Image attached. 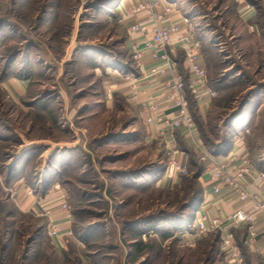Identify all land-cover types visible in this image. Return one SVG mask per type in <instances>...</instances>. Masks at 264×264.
Wrapping results in <instances>:
<instances>
[{
    "label": "rangeland",
    "instance_id": "1",
    "mask_svg": "<svg viewBox=\"0 0 264 264\" xmlns=\"http://www.w3.org/2000/svg\"><path fill=\"white\" fill-rule=\"evenodd\" d=\"M118 1L0 0V264H227L218 234L201 237L190 226L208 161L175 134L187 173L169 178L166 138L122 94L106 95L109 84L137 77L125 45L132 23L118 22ZM184 1L194 39L211 40L201 49L206 88L216 96L201 113L186 95L202 147L218 161L242 141L264 171V3H241L258 12L249 29L236 14L241 0ZM9 76L27 80L23 96L2 84ZM15 132L80 144L22 168L41 197L50 189L48 200L67 203L64 251L46 233L52 208L22 214L6 186Z\"/></svg>",
    "mask_w": 264,
    "mask_h": 264
},
{
    "label": "built area",
    "instance_id": "2",
    "mask_svg": "<svg viewBox=\"0 0 264 264\" xmlns=\"http://www.w3.org/2000/svg\"><path fill=\"white\" fill-rule=\"evenodd\" d=\"M128 1L119 0L115 11L118 13L120 24L129 18H139L129 29L131 36L138 35L141 39L137 42L133 40L129 48L136 68L141 70L142 56L149 53L153 60L160 61L159 64L150 68L149 76L155 79L169 73L160 93L162 102L149 103L146 107L148 115L145 118L147 126H157L156 134L166 138L168 177L170 178L172 173L174 176L187 173L186 164L174 150L175 134L179 133L184 140H190L195 154L202 162L213 163V166L206 170L210 194L219 201L223 196L230 195L240 204L229 213L217 208L214 215L200 208L190 225L191 229L201 237L218 234L219 248L225 254L227 264H246L234 242V233L246 228V243L252 244L257 236L256 226L259 220L264 223V172L253 166L242 141L235 143V149L222 161H215L214 157L202 147L193 117L189 113L186 89L197 105L214 98L216 93L206 88V70L200 63L198 41L188 32H183L178 23L170 22L171 16L177 10V3L163 0H138L127 6ZM236 2L239 1L236 0ZM242 9L245 12L250 7L246 4ZM183 22L187 24L188 20L183 19ZM174 36L188 49L186 52L188 70L192 76L187 85L176 73V65L166 53V49L174 44L172 41ZM137 92L138 85H134L130 97L135 98ZM170 112L173 113L170 114ZM251 186L255 189H251ZM58 203L61 211L68 215L69 207L65 200L62 199ZM46 233L51 238L63 234L67 237L72 235L70 231L64 232L60 225L50 220L46 226ZM259 264H264V261Z\"/></svg>",
    "mask_w": 264,
    "mask_h": 264
},
{
    "label": "crops",
    "instance_id": "3",
    "mask_svg": "<svg viewBox=\"0 0 264 264\" xmlns=\"http://www.w3.org/2000/svg\"><path fill=\"white\" fill-rule=\"evenodd\" d=\"M138 0H129L127 6H129L131 3L137 2ZM163 1H173L177 4V10L174 12V14L170 18V22L178 23L181 30L183 32H188L194 37L193 29L189 24H185L183 22V19L187 18V15L189 14L187 12H184V8L180 7L185 2L184 0H163ZM240 7L236 8V14L239 18V20L249 29H252V25L254 24L255 19L258 16V12L254 10L252 7L251 9L247 11H243L242 8L243 5L241 3H246L243 0L240 2ZM260 3H264V0H260ZM126 6V8H127ZM239 11L243 12L240 13ZM198 18V19H197ZM195 19L197 20H203L204 17H199V14L197 17L195 16ZM139 20V18H129L125 20L127 24H131ZM206 28V25L204 26ZM202 31V29H201ZM206 37V34L204 35ZM135 40L140 41L138 35L129 36L126 38L125 45L129 49L131 42ZM173 43L169 48L166 49V53L169 55L170 60L175 63L176 65V73L181 76L184 80V82H189L191 78V74L188 70V61H187V47L184 45H181L179 41L176 39V37H173ZM211 40L209 38L208 41L201 42L202 46L203 44L210 43ZM200 48V63L201 66L204 68V49H201V44L198 41ZM160 61L153 60L149 53H145L142 56L141 62H140V69L136 68V78L128 79L127 82H116L117 84L113 85L109 84L108 86V93L106 95L108 97L116 95V93L122 94L124 97H126V101L129 104L133 105V109L136 111H139V114H141L142 118H145L148 115V111L146 107L151 103L152 101L155 102H162V99L160 97V93L162 92L163 83L168 79L169 73H166V75H162L160 77H157L153 79L149 76L150 68L154 65L159 64ZM136 65V64H135ZM138 69V70H137ZM1 79V76H0ZM4 80V79H3ZM2 80V81H3ZM27 81V80H26ZM24 79L21 80L20 78H14L13 76H9L6 79V83L3 82L2 84L7 87L6 84L11 85L12 89L15 92L14 98L17 99L26 92L25 91V82ZM119 83V84H118ZM207 83V82H206ZM114 84V83H113ZM124 84V85H122ZM138 85V92L136 93V97L132 98L130 97V92L133 90V86ZM3 86V87H4ZM5 88V87H4ZM189 95V91L186 89V95ZM10 95H7L6 97H9ZM191 96V95H189ZM193 99V98H192ZM131 102V103H130ZM193 103L195 101L193 100ZM135 105V106H134ZM164 105V104H163ZM196 108L199 112L203 113V110L208 106L207 102H204L203 104L197 105ZM173 112H170V114ZM173 115H171L172 117ZM155 125H151L150 128L152 131H156ZM160 127V126H159ZM17 137L20 140L19 149H17V152H14L12 156L8 157L9 162L10 160H15L16 167L7 174L5 173L4 178L6 180V186L8 187V190L12 193V200H14L18 212L22 214H28L32 211L35 212L36 209H40L39 207L43 208H52L49 212L46 213V217H49V220L52 221V223H55L57 225H60L62 229L65 231H68L71 227V219L68 215H65L64 212L61 211L60 208H57V205L59 206V203L55 202L53 199L48 200V195L51 192L50 189H47V192L43 193V197L40 196L39 192L35 186L32 188V186L28 183V178L25 173V171L22 169L25 167V164L28 159L35 156L37 159L39 158H50L51 156H56L61 150H66L64 152H73L77 150V148L80 146V144H75L73 146L68 147L67 144H53V143H44V141H40L39 139H29L27 137H24L23 135L16 133ZM179 134V133H176ZM185 141L190 143L189 139H185ZM77 143V142H76ZM69 148V149H68ZM235 148V147H234ZM59 151V152H58ZM233 151V150H232ZM57 153V154H56ZM226 156L217 157L218 161H222L225 159ZM215 161L216 158H214ZM213 166L212 162H207L204 164V170L202 172V178L204 180V194H203V201L199 207L205 210L208 214L214 215L217 208H221L225 213H229L231 211H234L236 208L239 207V203L236 200L235 197L226 195L219 199L214 198L209 191L208 188V178L206 176V170L211 168ZM264 172V171H263ZM251 189H255L254 186H251ZM38 192V193H37ZM14 196L16 199H14ZM39 206V207H38ZM198 209V210H199ZM256 239L255 241L250 244L246 243L247 238V229L243 228L234 233V242L237 245L238 249L240 250L242 257L244 258L246 264H259L264 261V223L259 220L257 226H256ZM70 237H67L66 235H61L59 237H56L54 239V243L56 244L57 248L61 251H64L67 249L68 245H66L70 240ZM69 240V241H68ZM220 249V248H219ZM221 251V250H220Z\"/></svg>",
    "mask_w": 264,
    "mask_h": 264
},
{
    "label": "trees",
    "instance_id": "4",
    "mask_svg": "<svg viewBox=\"0 0 264 264\" xmlns=\"http://www.w3.org/2000/svg\"><path fill=\"white\" fill-rule=\"evenodd\" d=\"M199 174H201V170H200V172L197 173L198 176H199Z\"/></svg>",
    "mask_w": 264,
    "mask_h": 264
}]
</instances>
